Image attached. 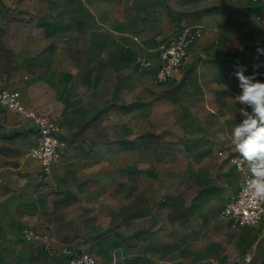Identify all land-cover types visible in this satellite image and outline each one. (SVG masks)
I'll return each mask as SVG.
<instances>
[{"label":"crops","instance_id":"crops-1","mask_svg":"<svg viewBox=\"0 0 264 264\" xmlns=\"http://www.w3.org/2000/svg\"><path fill=\"white\" fill-rule=\"evenodd\" d=\"M8 9L24 10L25 31L6 34L0 89L54 116L66 152L43 173L36 124L0 105V264H68L76 247L98 264H264L260 230L222 214L242 180L235 72L264 81V0H0ZM182 23L205 33L159 83L158 37Z\"/></svg>","mask_w":264,"mask_h":264},{"label":"built area","instance_id":"built-area-1","mask_svg":"<svg viewBox=\"0 0 264 264\" xmlns=\"http://www.w3.org/2000/svg\"><path fill=\"white\" fill-rule=\"evenodd\" d=\"M204 33L205 26L202 23L191 25L182 23L176 36L169 42L163 41L162 36L158 37L161 62L156 80L159 83H165L180 73L188 56L189 46ZM151 63L152 60L148 56L138 58L140 67ZM0 105L34 121L38 128V138L30 150V155L41 163L43 173H50L52 165L66 152L65 143L60 136L58 120L47 112L25 104L18 91L0 89ZM220 155H224V152L221 151ZM230 160L242 174L241 187L237 195L228 198L222 214L231 220L233 228L253 226L264 235V201H258L253 197L249 166L239 153L232 155ZM22 232L31 242L40 241L45 237L32 227H26ZM64 252L70 255L68 264H98L95 256L82 247L65 248ZM250 260L251 256L247 255L241 264H247Z\"/></svg>","mask_w":264,"mask_h":264},{"label":"clouds","instance_id":"clouds-1","mask_svg":"<svg viewBox=\"0 0 264 264\" xmlns=\"http://www.w3.org/2000/svg\"><path fill=\"white\" fill-rule=\"evenodd\" d=\"M245 71L246 67L241 65L235 72L241 89L235 99L246 107L240 109L242 119L232 129V139L243 161L249 166L253 197L264 201V81L245 75Z\"/></svg>","mask_w":264,"mask_h":264},{"label":"rangeland","instance_id":"rangeland-1","mask_svg":"<svg viewBox=\"0 0 264 264\" xmlns=\"http://www.w3.org/2000/svg\"><path fill=\"white\" fill-rule=\"evenodd\" d=\"M10 21H13L10 24ZM25 15L24 10L14 9L5 10L3 14L0 15V52L6 51L8 49V41L5 39L6 34L9 31H13L16 34L24 33L25 25ZM14 23V24H13ZM11 29V30H9ZM17 45L23 43L22 41H14Z\"/></svg>","mask_w":264,"mask_h":264}]
</instances>
